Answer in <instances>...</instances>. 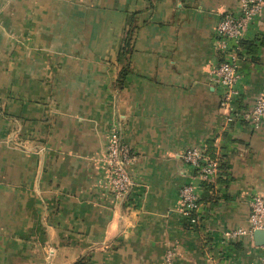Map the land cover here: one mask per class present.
<instances>
[{"label": "crops", "instance_id": "obj_1", "mask_svg": "<svg viewBox=\"0 0 264 264\" xmlns=\"http://www.w3.org/2000/svg\"><path fill=\"white\" fill-rule=\"evenodd\" d=\"M238 0H0V264H258L229 241L264 196V123L226 125L211 70L216 27ZM241 109L264 96V12L245 40ZM134 153L116 198L102 156L113 130ZM220 148L199 190L182 155Z\"/></svg>", "mask_w": 264, "mask_h": 264}, {"label": "built area", "instance_id": "obj_2", "mask_svg": "<svg viewBox=\"0 0 264 264\" xmlns=\"http://www.w3.org/2000/svg\"><path fill=\"white\" fill-rule=\"evenodd\" d=\"M264 12V0H238V11L223 17L216 27V45L222 59L211 70V77L221 90V108L226 114V125L241 122L258 128L264 123V96L259 97L251 109H241L238 102L242 96L241 62L246 51L243 42L251 34L253 23ZM183 161L197 172V182H191L181 188V213L193 228L199 224L201 208L199 188L215 185L221 174V151L217 148L212 155H206L200 148L185 151ZM136 157L130 147L124 143L119 129L113 130L107 148L102 156L109 179V187L116 198H123L132 192L134 181L130 174V165ZM264 229V196L254 194L249 201L248 225L244 228L226 231L229 241L243 237L254 238L255 232ZM173 252L166 257L172 264ZM258 264H264V256Z\"/></svg>", "mask_w": 264, "mask_h": 264}, {"label": "water", "instance_id": "obj_3", "mask_svg": "<svg viewBox=\"0 0 264 264\" xmlns=\"http://www.w3.org/2000/svg\"><path fill=\"white\" fill-rule=\"evenodd\" d=\"M254 241L258 246L264 245V229L255 232Z\"/></svg>", "mask_w": 264, "mask_h": 264}, {"label": "trees", "instance_id": "obj_4", "mask_svg": "<svg viewBox=\"0 0 264 264\" xmlns=\"http://www.w3.org/2000/svg\"><path fill=\"white\" fill-rule=\"evenodd\" d=\"M246 41H244L243 42V47H244V49H245V51H246V53L248 52V48H247V46H246ZM214 152V151H213ZM213 152H211L212 154H213ZM211 154V155H212ZM208 187H210V186H212V185H207ZM75 264H88V260H86V259H81V260H79L77 263H75Z\"/></svg>", "mask_w": 264, "mask_h": 264}]
</instances>
